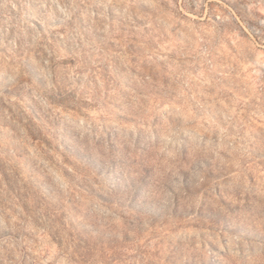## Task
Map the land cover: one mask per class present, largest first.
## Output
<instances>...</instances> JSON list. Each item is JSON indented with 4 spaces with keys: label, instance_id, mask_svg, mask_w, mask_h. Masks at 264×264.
Masks as SVG:
<instances>
[{
    "label": "rangeland",
    "instance_id": "rangeland-1",
    "mask_svg": "<svg viewBox=\"0 0 264 264\" xmlns=\"http://www.w3.org/2000/svg\"><path fill=\"white\" fill-rule=\"evenodd\" d=\"M0 264H264V0H0Z\"/></svg>",
    "mask_w": 264,
    "mask_h": 264
}]
</instances>
